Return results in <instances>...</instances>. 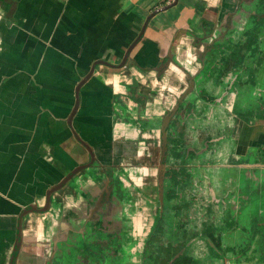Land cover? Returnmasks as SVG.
<instances>
[{
  "label": "crops",
  "instance_id": "0c3cea01",
  "mask_svg": "<svg viewBox=\"0 0 264 264\" xmlns=\"http://www.w3.org/2000/svg\"><path fill=\"white\" fill-rule=\"evenodd\" d=\"M169 1L0 0V264L11 260L23 211L45 206L53 186L91 162L84 143L97 168L53 196L66 202L64 215L59 208L25 217L19 264H47L73 218H84L98 191L95 169L123 167L137 187L156 175L141 162L154 157L162 109L200 73L204 32L238 9V0ZM92 71L70 122L77 87ZM217 117L215 135L197 146L200 168L211 143L207 163L214 159L225 174L220 188L229 190L220 203L208 198L226 229L214 236L215 250L229 254L224 264H264V118ZM199 183L211 185L207 177Z\"/></svg>",
  "mask_w": 264,
  "mask_h": 264
},
{
  "label": "rangeland",
  "instance_id": "374dc122",
  "mask_svg": "<svg viewBox=\"0 0 264 264\" xmlns=\"http://www.w3.org/2000/svg\"><path fill=\"white\" fill-rule=\"evenodd\" d=\"M255 14L257 15L255 16ZM251 16L253 17L246 20L243 19L244 21L239 20L241 21L239 22L240 27L242 26L239 28V37L232 41L230 47H226L225 52L218 57L214 67L206 71L207 75L198 79L200 84L207 80L206 85L204 87L202 85L200 89H197L192 99L196 98L198 100L194 104H189L186 107L187 109L183 110L181 116L186 111L190 114L189 108L190 110L193 109L195 113L188 115V117L187 115L177 117L174 120V129L171 131V136L172 140L175 141L174 144L177 145L176 148L179 150L180 147L181 150H179V153L177 150L173 152L174 156H172V159L175 157L176 162L170 164L171 166L168 168L171 172L168 177L169 180L173 177L172 180L176 183L174 186L176 199L174 200L175 206H172V209L166 212L170 218H173V220L169 219L173 222H162L167 231L164 236L168 237L161 242L165 249L166 245L164 244L170 245L172 243V249L177 250L182 248L188 239L197 241L196 234H201L203 233L202 231L206 230L203 228L204 223L209 225L208 229H212L215 222H218L216 225H219V228H224L223 225L221 226L224 223L223 221H216L217 216L214 215V206L212 204H208L210 206L208 211L211 212V217L207 218L205 216L204 207L206 205H203V202L204 199L207 198L208 200L213 195L218 199L219 203L224 199L227 200L229 190L223 192L224 189L220 188V181L222 182L225 179V174L220 168H214L213 158L209 159L210 163H207L208 158L213 156L211 143L208 146L207 155L201 154L202 159L200 161L202 166L199 168L197 146H199V140L205 134L211 138L215 135V130L219 128L217 124L220 121L216 122L215 119L218 118L217 114L220 111L226 117L233 113L237 116L242 113L246 117L251 110H256L264 102V3L257 5L255 12ZM205 76L206 78L204 79ZM227 123H229L227 120L222 119V124L228 125ZM190 154H192L191 157H189ZM160 158L161 147L157 146L152 160H142L141 163L155 166L150 169L156 174L147 176L144 181L145 185L138 188L130 179L127 180L131 186L128 188L132 192L133 201L136 202V212L133 217H135L137 223L147 224L148 227L153 223L156 213L160 209V204L156 201L158 193L157 167L160 163ZM186 164H188L186 166L188 168L184 166ZM180 165L184 168H180ZM180 177H182V182H179ZM204 177L211 181L210 186L207 183L204 185L199 183ZM214 192L216 195L213 194ZM166 204H168L167 199ZM255 213V208H252L250 214ZM224 217L223 215L221 218L224 219ZM224 229L219 231L220 235H223ZM176 230L177 233L172 234ZM175 243L180 245V247H176ZM201 243L202 240L199 239L198 244ZM143 246L144 243H139L138 241L128 253L129 257L124 261L125 264H141ZM204 249L205 246L202 243L198 248L195 247L190 255L196 256L203 262L206 253ZM79 253L76 254L75 258L78 257ZM115 256L118 258V253ZM219 256L220 259L225 258L223 254ZM88 258V255H84L82 259L87 262ZM216 259L217 254L214 255L213 262ZM75 261L78 260L75 259ZM156 261L158 260L156 259ZM72 263L73 259H62V264ZM107 263L111 264L113 261L109 263L107 260ZM202 264H211V262Z\"/></svg>",
  "mask_w": 264,
  "mask_h": 264
},
{
  "label": "flooded vegetation",
  "instance_id": "af4514ba",
  "mask_svg": "<svg viewBox=\"0 0 264 264\" xmlns=\"http://www.w3.org/2000/svg\"><path fill=\"white\" fill-rule=\"evenodd\" d=\"M249 1L250 0H238L237 12H234V14L230 16V19L228 20V22L212 24L210 31L204 32V35L199 39V42H198L199 47L201 49L199 57L197 58V60H199V62L202 65V69L200 73L196 77L190 76L188 88L176 99V101L170 100L168 105H166L162 109L163 123H164L166 116L175 108V106L181 101V99L186 94H188L187 97L183 100L182 104L180 105V108L177 114L172 119L170 126L168 128L167 156L164 160L165 165H166V174L164 177V183H163L162 189H160V182H159V177H160L159 167L161 165V160H162L163 137L161 134V129H162L163 123L161 125L160 130L156 132L158 136V138L156 139L158 143L157 146L161 147V158H160V163L157 167L158 168L157 169V177H158L157 191L158 193L156 197V201L160 204V209L156 213L153 223L148 227L147 224H144V223L140 224L139 222L137 223L136 221H134L135 217L133 216L135 215V212H136V202L133 201L132 192L129 190L130 188H128L131 186L130 185H127L126 187L124 186V183L125 182L127 183L128 182L127 180L130 178H129L128 173L125 171L123 167L113 165V166H110V168L106 169L105 171H101V169L100 170L95 169V171H97L96 179H99L98 181L95 182V185L98 188V191L95 194L90 196V199L92 200H90V202L87 203V205L85 206L86 211H85L84 218H79L77 216L73 218L74 224L71 230L65 236L58 237V239L56 238L57 242L52 247L51 254L49 256L47 264H62V259L64 258L73 259L72 264H108L107 260L109 261V263L110 261H113V263L111 264H125L124 261L129 257L128 253H130V251L135 247V244H137L138 241L139 243H144L143 252L141 255V258H142L141 264H144L145 252L147 250V243L149 241L151 233L153 232L155 228L156 222L159 218V212L164 214L163 216L165 219L164 222H168V221L170 223L173 222V221H170V220H173V218H170L168 216V213H166L169 209H172V208L166 207V210H164V205H165L164 198L165 197L167 198V192L169 193V184L174 183V180H172L173 177L170 178L171 180H169L168 178L171 173L168 170V168L169 166H171L170 164H172L171 163L172 156H174L173 152L177 150V152L179 153L180 152L179 150H181L180 147H179V150L178 148H176L177 145L174 144L175 141L172 140V136H171L172 134L171 131L174 129V120L177 117H182L184 115H187L188 117V115L190 114L193 115L195 113V111L192 108H191L192 110H190L189 108L188 110L191 113L188 114V112L186 111V113L181 116V113L183 112V110H185L187 106H189V104L191 103L194 104L198 100L196 98L192 99L197 89H200L202 85L203 87L204 85H206L205 83L207 80L203 81L200 84L198 79L201 76H204L203 72L207 71L206 62H207L209 53L215 48V45L219 44L226 37L228 32L234 26H236L238 30L239 28L242 27V26L240 27L239 22L241 21L239 20L248 19L247 17H245V15L247 14V10L245 9L243 5L245 3L248 4ZM248 15L250 14L248 13ZM233 40L229 42L230 45ZM224 52L225 50L223 52H220L218 56H216L214 64L216 63V61H218V57L222 55ZM214 64L212 67H214ZM205 75H207V73H205ZM205 78L206 76L204 77V79ZM192 84L194 85L192 86ZM175 93L176 91L169 93V94L176 95ZM169 94H167V96ZM145 113H146L145 117H149V113L147 112V110L145 111ZM89 154L91 156V162L85 165H80L79 167L71 171L67 176L79 170L74 175V177L71 180H69V182H67L60 190L52 194L49 209L47 210V212L42 213L40 212V210H45L47 208L48 194L50 190L54 188L55 186H57L58 184H60L61 182H63L67 176L64 177L59 183H57L55 186H53L48 191L46 195L45 206H43L42 208H39L38 206H34V207L28 208L27 210H24L23 212H28V215L26 216L28 217L31 213H38V214H43V215H49L52 213L54 214V212L56 213V211H58L59 208L62 209L63 211L62 213L64 215L66 202L53 199V196L59 193L60 191H62L67 185L72 184L75 181V178L78 177V175L81 172L85 171L86 169L97 168L96 166L97 159L95 157V154H94V158H92L91 153ZM184 166L186 167L188 166V164ZM181 167L184 168L183 166ZM160 193L163 194L162 198L160 197ZM80 194L81 193H79V197L81 196ZM54 201L56 202L54 203ZM83 208L84 206L82 205L81 207L78 208L77 212H82ZM204 212L207 218L211 217L210 216L211 214L208 210ZM57 214L58 213H56L55 216ZM25 217L23 218V221H22L21 246H22V239H23V227L25 223L24 221ZM18 225H19V222H18ZM136 225L137 226L140 225V228L138 227L136 229L135 228ZM208 227L209 225L207 223H204L203 228L206 230L202 231L203 233L199 234V236H201V238L199 239L202 240V243L205 242L206 244H208V247H209V249L208 247L204 249L206 253H205V257L203 258V262L200 259H198L199 264L210 263V262L211 264H215V262L217 261L223 262L224 264V261L229 259L230 256L229 254L225 252L220 253L217 250H215V243H214L215 241L212 240V238H214L215 240L214 236L216 235V233L218 234L219 225H216V222H215L214 227L212 229L210 228L211 229L210 231L212 233V237L210 238L209 236L211 234H207L209 233ZM164 231L167 233V231L165 230V227H164ZM18 233H19V229H18ZM18 233H17V237H18ZM198 240L197 241L194 240V243L192 244L194 245V247L198 248V246H200V244H198ZM16 243H17V240H16ZM164 245H166V248L170 246L172 247V243H170V245L169 244L168 245L164 244ZM15 248H16V245H15ZM15 248H14V251H15ZM78 252L80 253L78 257L75 258ZM13 253H12V256L14 255ZM117 253H118V258L115 256V254ZM20 254H21V250L18 254V259H17L16 264H19ZM215 254H217V259L216 261L213 262V257ZM220 254H223L225 258L220 259V256H219ZM84 255L89 256L88 258L89 262L83 261L82 258ZM74 258L78 261H75ZM154 259L155 257L150 258L149 260L153 261ZM11 260H12V257H11Z\"/></svg>",
  "mask_w": 264,
  "mask_h": 264
},
{
  "label": "trees",
  "instance_id": "16d2710c",
  "mask_svg": "<svg viewBox=\"0 0 264 264\" xmlns=\"http://www.w3.org/2000/svg\"><path fill=\"white\" fill-rule=\"evenodd\" d=\"M262 3H264V0H250L248 4L245 3L243 5L245 9L247 10V14L245 15V17L252 18L253 16L251 15H253V13L255 12L257 5L259 6ZM248 13L250 15H248ZM256 15L257 14H255V16ZM237 37H239V30L237 29L236 26H234L228 32L226 37L219 44L215 45V48L209 53V56L206 62L207 70H209L214 64L216 56H218L220 52H223L226 49V47H230L229 42ZM205 73L206 72H203L204 75ZM240 116L245 118V121L247 122H252V120L255 121L256 119L264 118V102L256 110H251L248 116L244 117L245 115L242 113L240 114ZM181 178L182 177L179 178V182L183 181L181 180ZM175 184H176L175 182L173 184H169V193L167 192V198L166 197L164 198L165 200L164 210H166V207L172 208V206H175L174 204L175 203L174 200L176 199V195L174 191ZM166 199L168 200V204H166ZM208 202H210L209 199L208 200L207 198L204 199L203 205H206L205 206L206 210L210 208V206L208 205L209 204ZM163 216L164 214L159 212V218L156 222L155 228L153 232L151 233L149 241L147 243V250L145 252L144 264H199L198 258L196 256L190 255V253L193 252L195 248L194 245H192L194 243V240L188 239L185 245L182 248H179L177 250L172 249L171 246L166 249L163 248V246L161 245V242L163 239L168 238L164 236L165 231H164V226L162 224V220L165 221V219ZM208 232L209 233L207 234H211L209 238L212 237V233L210 229H208ZM174 233H177V230L176 232L174 231L172 234ZM195 237L197 240L201 238L199 234H196ZM156 238L158 239L156 240ZM212 240L214 241V238H212ZM175 244H176V247H180V245H178L177 243ZM153 257H155L153 261L149 260L150 258H153ZM156 259L158 261H156Z\"/></svg>",
  "mask_w": 264,
  "mask_h": 264
},
{
  "label": "water",
  "instance_id": "95a60500",
  "mask_svg": "<svg viewBox=\"0 0 264 264\" xmlns=\"http://www.w3.org/2000/svg\"><path fill=\"white\" fill-rule=\"evenodd\" d=\"M178 0H175V2H177ZM209 51V50H208ZM129 55V54H128ZM127 55V57H128ZM170 62H171V56H170ZM169 64V63H168ZM94 71L91 72V74L86 77L84 80L81 81V83L79 84L78 88H77V95H76V106H75V109L73 111V114L70 118V122L72 121L71 119H73V117L75 116L77 110H78V107H79V104H80V96H79V92H80V88L89 80V78L92 76ZM194 84H192L193 86ZM188 94H186L182 99L181 101L175 106V108L166 116L165 120H164V123H163V126H162V129H161V134H162V137H163V140H162V160H161V165H160V177H159V182H160V189L163 188V183H164V177H165V174H166V165H165V158L167 156V142H168V128L170 126V123L172 121V119L174 118V116L177 114L179 108H180V105L182 104L183 100L187 97ZM84 145L88 148L89 152L91 153L92 155V158H94V153H93V150L91 148H89V146H87V144L84 143ZM79 170L73 172L72 174H70L69 176H67L65 178V180L63 182H61L60 184H58L57 186H55L54 188H52L48 194V206L45 210H40V212H47V210L49 209V205H50V200H51V196L52 194H54L55 192H57L58 190H60L67 182H69V180H71L74 175L78 172ZM160 197L162 198L163 197V194L160 193ZM28 215V212H23L21 214V217H20V221H19V225H18V229H19V233H18V237H17V243H16V248H15V251H14V255L12 256V260L10 262V264H16L17 262V259H18V254L21 250V237H22V221H23V218Z\"/></svg>",
  "mask_w": 264,
  "mask_h": 264
},
{
  "label": "built area",
  "instance_id": "2783aa9c",
  "mask_svg": "<svg viewBox=\"0 0 264 264\" xmlns=\"http://www.w3.org/2000/svg\"><path fill=\"white\" fill-rule=\"evenodd\" d=\"M173 1H174V0H170V1L168 2V5H171V4L173 3Z\"/></svg>",
  "mask_w": 264,
  "mask_h": 264
}]
</instances>
